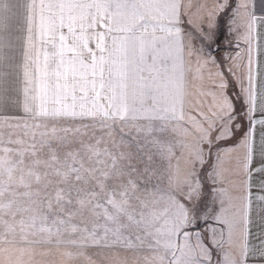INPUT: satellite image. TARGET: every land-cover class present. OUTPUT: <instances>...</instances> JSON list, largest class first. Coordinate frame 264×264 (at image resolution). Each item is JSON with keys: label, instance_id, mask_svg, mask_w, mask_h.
<instances>
[{"label": "snow or ice", "instance_id": "1", "mask_svg": "<svg viewBox=\"0 0 264 264\" xmlns=\"http://www.w3.org/2000/svg\"><path fill=\"white\" fill-rule=\"evenodd\" d=\"M0 264H264V0H0Z\"/></svg>", "mask_w": 264, "mask_h": 264}]
</instances>
